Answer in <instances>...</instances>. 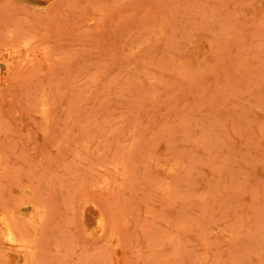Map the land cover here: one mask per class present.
I'll return each mask as SVG.
<instances>
[{"label": "rangeland", "instance_id": "rangeland-1", "mask_svg": "<svg viewBox=\"0 0 264 264\" xmlns=\"http://www.w3.org/2000/svg\"><path fill=\"white\" fill-rule=\"evenodd\" d=\"M0 212V264H264V0H0Z\"/></svg>", "mask_w": 264, "mask_h": 264}, {"label": "bare ground", "instance_id": "bare-ground-1", "mask_svg": "<svg viewBox=\"0 0 264 264\" xmlns=\"http://www.w3.org/2000/svg\"><path fill=\"white\" fill-rule=\"evenodd\" d=\"M43 110H47V106L44 104ZM0 218L5 222L4 216L0 212ZM82 220L84 225L88 229H96L97 231H103L105 225L104 210L99 203L93 200H89L84 203L82 211ZM4 240L6 244L11 248V252L8 256V264H18L16 253L23 255L22 263L27 264L26 255L33 253L36 250V244L31 241L20 240L9 228L4 234Z\"/></svg>", "mask_w": 264, "mask_h": 264}]
</instances>
